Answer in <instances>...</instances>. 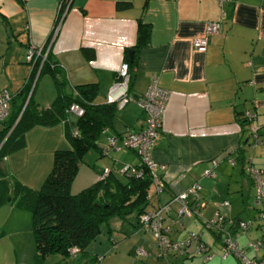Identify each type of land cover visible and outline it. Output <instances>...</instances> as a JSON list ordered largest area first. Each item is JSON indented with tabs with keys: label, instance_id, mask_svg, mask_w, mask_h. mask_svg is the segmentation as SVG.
I'll use <instances>...</instances> for the list:
<instances>
[{
	"label": "crops",
	"instance_id": "crops-1",
	"mask_svg": "<svg viewBox=\"0 0 264 264\" xmlns=\"http://www.w3.org/2000/svg\"><path fill=\"white\" fill-rule=\"evenodd\" d=\"M60 1L0 0V90L12 96L14 107L27 90L37 108H46L59 92L74 94L75 86L88 83L97 85L95 102L104 103L120 64L134 58L129 95L136 98L144 93L154 78L158 87L168 92L152 151L164 188L155 195L150 186L147 209L197 182L207 204L205 216H210L221 200L230 203L220 209L225 216L234 220L253 216L254 187L243 169L249 164L264 167V0L222 4L218 0H71L68 7L59 9ZM218 20L220 30L209 38L207 50H195L193 41L203 34L206 23ZM141 27L148 35L137 47ZM30 44L40 47L42 56L49 54L55 76L47 68L42 71V57L34 64L25 60ZM246 109L256 113L259 143L255 144L243 123ZM69 121L73 124L75 116L69 114ZM143 127L142 110L129 101L108 133L120 135ZM65 131L61 123L28 129L20 147L4 158L5 171L1 170L30 188H38L51 169L54 151L70 147ZM105 140L102 136L99 145ZM137 163L136 154L125 148L112 150L109 156L91 149L79 164L71 193L97 182L106 167L123 178L122 167ZM135 222L134 215L110 221L112 231L129 225L130 238L119 244L128 243V252L134 254L138 246L151 240L148 235L134 234ZM183 226L172 232V239L183 240L189 231H198L220 255L219 241L201 223L184 219ZM249 237L258 239L261 233L254 230L238 240L239 248L252 257ZM95 241L84 257L56 254L39 260L31 213L10 198L0 204V264H88L91 256L102 253L104 261L109 257V245L105 242L99 249ZM145 257L139 258L160 264L153 255ZM199 262L198 255L178 256V264ZM203 264L238 262L232 256H216Z\"/></svg>",
	"mask_w": 264,
	"mask_h": 264
},
{
	"label": "trees",
	"instance_id": "trees-1",
	"mask_svg": "<svg viewBox=\"0 0 264 264\" xmlns=\"http://www.w3.org/2000/svg\"><path fill=\"white\" fill-rule=\"evenodd\" d=\"M147 35V30L141 27V29H139L137 47L142 45V40H147ZM127 62L130 71L135 60L133 58L131 61L128 60ZM51 66H54V63L50 62L49 54H47L43 61L42 71L47 68L55 76L57 71L55 67L51 68ZM58 86L60 88V84H58ZM96 95L97 85L95 83L81 84L75 86L74 94L59 92L57 99L51 106L37 108L32 102L28 90L24 98L21 99L20 104L15 105V107L13 105L15 102L12 101V96L9 94L10 101L8 113L0 120L2 123V128L0 129V162H3L4 158L9 153L20 147L23 142V135L28 129L37 125L50 126L58 123L66 127L65 132L70 147L68 149L54 151L51 169L38 188H30L15 178L8 177L0 168V204L4 203L7 198H10L13 204L31 213L35 255L39 260H44L56 254L65 258L77 255L84 257L88 254V246L93 243L101 233L102 226H109V231H112L110 227L111 220L115 218L124 220L129 215L137 217L141 212L149 209H147V206L151 199L149 188L152 182L148 172H143L140 177L127 176L122 173L124 177L119 178L112 174L111 170L106 167L99 174L97 182L82 189L76 194L71 193V184L77 175L79 164L89 150L96 149L99 150L101 155L109 156L112 150L125 148L133 151L137 156L135 150L122 147L119 143V139L130 130L120 135H109L108 133L110 127H112L113 121L117 118L122 108H119L118 103H109L107 100L104 103H96ZM72 103H77L83 109V114L78 117L75 116L73 124L69 121V114L67 112L68 107ZM246 110L242 112V120L245 125H248V134L250 135V122L245 118ZM74 131L77 133L74 134ZM102 136H105L106 140L103 145H99ZM110 137L117 138L115 147L109 145L108 139ZM126 165L139 168L142 167L143 169V166L140 165L139 158L136 165ZM247 166L244 167L243 171L250 178L254 187L251 177L245 171ZM105 169L108 170V174L103 176ZM254 195L255 189L251 198L252 203L250 204V207L255 213L253 202ZM171 196H173V194L170 195L168 200ZM203 201L207 207L206 201ZM218 203L219 202L216 203L213 211L219 208ZM221 215L225 223L235 221L222 213ZM210 216H205L204 214V217ZM251 217L252 216L246 217L241 220ZM188 219L190 220V218ZM191 219L202 224L201 220ZM135 226L136 225H134V228ZM202 227L210 231L214 238L219 241L221 249L222 235L220 231L214 228L207 229L203 224ZM230 230L238 234L236 239L238 248L239 238L248 236V234L254 230H258L261 233V237L258 239H250L249 237L247 245L250 241L264 240V233H262L255 224L248 230L239 229L237 227L230 228ZM172 232L173 231H170L169 233L170 238ZM197 233L200 232L197 231ZM200 238L201 242L214 253L211 259L216 256H219L221 259L232 256L239 264V260L233 254L222 258V251L220 255H217L216 252L211 250V246L202 239V236ZM115 244L116 242L112 241V247L115 246ZM72 248H77L78 251L72 253ZM155 253L156 252L153 250V256ZM254 254V256H258L256 252H254ZM100 258L101 256L98 254L93 255L89 259L88 264H99L101 261L99 260ZM199 264H201V262H199Z\"/></svg>",
	"mask_w": 264,
	"mask_h": 264
},
{
	"label": "built area",
	"instance_id": "built-area-1",
	"mask_svg": "<svg viewBox=\"0 0 264 264\" xmlns=\"http://www.w3.org/2000/svg\"><path fill=\"white\" fill-rule=\"evenodd\" d=\"M218 1L222 4L230 0ZM70 2L71 0H61L59 9L62 6H67ZM222 14L224 13L222 12ZM220 27L221 22L219 20L207 22L203 34L193 41L195 50L205 52L209 38L217 34ZM39 57H42L43 61L46 55L42 56L40 47L38 48L30 44L25 54V60L34 64ZM128 85L129 68L128 64L123 62L119 66L116 81L108 90L106 100L109 103H118L119 108H123L129 101L135 102L144 114V127L139 131H129L119 139L122 147L130 148L137 152L140 165L143 166L142 169V167L125 165L122 168V173L127 176L140 177L143 172H148L155 190L154 194L159 195L164 188V184L162 179L157 175V164L152 158V151L157 132L161 127V119L165 102L168 98V92L158 87L157 80L154 78L143 94L133 98L129 95ZM9 101L10 96L8 92L6 90L0 91V120L8 113ZM67 112L78 117L83 114V109L77 103H72L68 107ZM256 117L254 111H245V118L250 122V136L254 139L255 144L259 143L258 125L255 124ZM76 133L74 131V134ZM116 140L117 138L110 137L108 139L109 145L115 147L117 144ZM215 163L213 160V164ZM245 171L251 177L255 189L253 197L255 213L251 218L225 223L219 211L221 208L229 207L230 203L228 200L219 202V208L213 211L210 217H204L206 206L200 196L201 185L195 182L187 189L173 194L168 201L157 204L155 207L153 206L151 209L141 212L136 217L134 233L141 234L144 232L150 234L152 237V240L148 241L146 245H140L135 249L136 255L139 257L151 256L154 250L156 252L154 257L163 260L165 264H178L179 255H198L201 264L209 261L214 256V253L201 242L200 233L195 231L189 232L183 240L170 238V231L182 229L184 219L194 218L201 220L205 228H214L220 231L222 235V258L233 254L239 260V264H264V240L250 241L248 243L250 249L256 253L261 252V254L259 256L247 257L237 246V232L230 230V228L234 227L248 230L255 224L264 233V168L248 165ZM107 174L108 170L105 169L103 176ZM205 174L213 175L211 171H206ZM77 251V248L71 249L72 253H76Z\"/></svg>",
	"mask_w": 264,
	"mask_h": 264
},
{
	"label": "rangeland",
	"instance_id": "rangeland-1",
	"mask_svg": "<svg viewBox=\"0 0 264 264\" xmlns=\"http://www.w3.org/2000/svg\"><path fill=\"white\" fill-rule=\"evenodd\" d=\"M151 186L153 187V184H151ZM131 218H133V217H130L129 221H131ZM129 229H130V227L127 223L124 226V228L122 229V231L115 230V229L113 231H109V230L105 229V226L102 227L101 233L97 237L94 244H97V247L100 249L101 246H103V244L106 242V244L109 245V248H108L109 249V257H107L104 261L103 260L100 261L99 264H151L150 262L145 263V260L135 256L134 252L133 253L128 252V250H127L128 249V243H125L123 246L119 244L121 240L130 238L131 232ZM108 234H109V237H108ZM141 234L146 235V236L148 235L152 240V237L150 236V234H147L144 232ZM98 239L100 240V242ZM112 239L118 243L116 247L115 246L112 247ZM246 253H247V255H249V252L246 251ZM99 255L100 256L104 255L103 258L106 257L104 253L99 254ZM155 260H159L160 264H165L164 261L160 260L159 258H156Z\"/></svg>",
	"mask_w": 264,
	"mask_h": 264
},
{
	"label": "water",
	"instance_id": "water-1",
	"mask_svg": "<svg viewBox=\"0 0 264 264\" xmlns=\"http://www.w3.org/2000/svg\"><path fill=\"white\" fill-rule=\"evenodd\" d=\"M129 53H130V55H131L132 50H129ZM0 168H1L3 171H5V166H4L3 162H0Z\"/></svg>",
	"mask_w": 264,
	"mask_h": 264
}]
</instances>
